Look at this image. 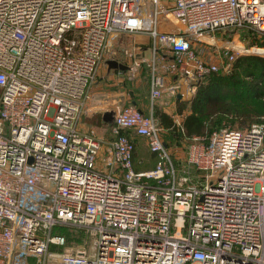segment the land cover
I'll list each match as a JSON object with an SVG mask.
<instances>
[{
	"label": "built area",
	"instance_id": "obj_1",
	"mask_svg": "<svg viewBox=\"0 0 264 264\" xmlns=\"http://www.w3.org/2000/svg\"><path fill=\"white\" fill-rule=\"evenodd\" d=\"M168 1L0 0V264H264V116L193 135L182 155L133 103L113 109L108 138L77 126L116 35L153 38L139 57L153 106L255 46L211 51L204 36L264 32V0ZM138 136L150 169L134 168ZM58 228L90 236L68 244Z\"/></svg>",
	"mask_w": 264,
	"mask_h": 264
},
{
	"label": "rangeland",
	"instance_id": "obj_2",
	"mask_svg": "<svg viewBox=\"0 0 264 264\" xmlns=\"http://www.w3.org/2000/svg\"><path fill=\"white\" fill-rule=\"evenodd\" d=\"M148 0H138L139 8L142 12H147V2ZM165 4H169L168 0H163ZM164 21V17H159V29H163L160 25V22ZM176 24V20H174ZM170 26L173 27V22H169ZM243 28H249L250 26L244 25L241 26ZM251 28V27H250ZM142 33L140 35L143 37V34H146L145 43L148 48L143 47L132 49L131 46H128L129 41L132 40L134 34L131 33H120L115 37V44L111 46V50L105 55L106 59L114 58L117 60H122L124 63H129L133 65L131 69L122 70L120 68H108L105 61L100 64L98 68V74L95 82V87L92 88L91 96L88 98L85 103L84 108L82 109L80 118L78 120V128L81 130H88L89 128H94L95 132L98 135H101L105 138H108L111 134L105 125V121L102 120L100 116V112H95L94 110L97 108L100 110L101 108H118L126 106L130 103V94L129 90H134L137 96H142L148 92V84L150 82V66L148 64V60L141 61L139 59L140 56L149 57L152 50V37L147 32H139ZM207 34V33H205ZM213 41H208L212 46L210 50H219L224 51L225 45H233L232 43H237L241 45V42L245 45H255L258 47H264V45L257 44H248L241 38V28H225L216 30L213 33H210ZM213 36V37H212ZM206 40V38H204ZM240 41V42H239ZM120 43V45L118 44ZM198 45V44H197ZM195 44V46H197ZM247 47V46H245ZM136 52V53H134ZM245 54H260L264 56L262 52L250 51ZM138 60V63H135V60ZM221 73V71H219ZM196 89V88H195ZM169 116L173 119L176 124L177 117L173 115V112L167 108ZM98 120V121H97ZM177 120V119H176ZM177 125V124H176ZM244 126L239 125L238 122H235L233 119L228 118L224 119L220 125L223 126ZM246 125V124H245ZM179 126V125H177ZM180 128H168L164 131L163 138L168 141L169 148L172 151H175L177 154L182 155L188 143L191 141V136H186L179 130ZM146 158H143L139 153L137 159L139 160V165H145L148 163V166H154V159L152 155L146 152ZM102 153L98 156V166L100 169H103L102 165ZM60 232H63L66 237V243H77L84 242L87 237L89 238L90 234H87L84 231L70 229V228H58ZM88 240V239H87ZM59 247V246H55Z\"/></svg>",
	"mask_w": 264,
	"mask_h": 264
},
{
	"label": "trees",
	"instance_id": "obj_3",
	"mask_svg": "<svg viewBox=\"0 0 264 264\" xmlns=\"http://www.w3.org/2000/svg\"><path fill=\"white\" fill-rule=\"evenodd\" d=\"M240 28L241 38L246 43L264 45V32L258 37L253 28ZM256 50L261 52L264 48ZM186 103L189 111L184 115L181 126H177L166 112L156 110L155 113L164 126L178 127L186 136L208 135L219 128L224 119L231 118L239 125H245L264 116V56L239 55L230 72H211L206 80L199 82L188 102L177 99L178 112H182ZM148 153L154 157L155 165V153L149 148Z\"/></svg>",
	"mask_w": 264,
	"mask_h": 264
},
{
	"label": "crops",
	"instance_id": "obj_4",
	"mask_svg": "<svg viewBox=\"0 0 264 264\" xmlns=\"http://www.w3.org/2000/svg\"><path fill=\"white\" fill-rule=\"evenodd\" d=\"M123 33H125V32H123ZM131 34H134V36L132 37V40L129 41L130 43H128V46L129 45L130 46L133 45V46L143 47L144 49L145 48H148V46L146 44H141V43H145L144 41H145L146 36H147L146 34H143L144 35L143 37L140 36V35H142V33H139V32H135V33H131ZM112 44H115V41L114 40H113V43ZM118 44L120 45V43H118ZM145 50H147V49H145ZM103 60L106 63V60L107 59L105 57H104ZM120 61L123 62L122 60H120ZM107 66H108V64H107ZM95 86L96 85L94 84V86L92 88H94ZM148 86H149L148 87V92L145 93L142 96H137V94H136V92L134 90H129V94L131 96L130 103H133V101H134L135 103H133V104L137 105L145 114H148V113L152 112L157 117V119L160 121L158 115H156V113H155L156 110H161L163 112L168 113V111H167V108H168L170 111L173 112V115H175V116L176 115H179L181 113H184V115H185L189 111V105H188V103H186V106L182 110V112H178V110H177V105H178L177 104V99H180V100H183L185 102H188V100H189L188 98H186V97H180V98H178L176 96L177 94L175 96H172L171 94H169L167 92H164L156 100V102L154 103V105L151 106L150 105V101H149L150 82H149ZM178 93H180V92H178ZM113 109L114 108H101L100 110H98L96 108L94 111L95 112H97V111L100 112V116H101V118L103 120V112L106 111V110H113ZM183 117H182V119H183ZM111 122H112V120L110 122H104L105 125L107 126L109 132H110V123ZM164 127L166 129L169 128L168 126H164ZM166 142L168 144V141H166ZM147 150H148V148H147V145H146V142H145L144 138L142 136L137 137L136 145H135V149H134V154H133L134 155V157H133L134 158L133 165H134V168L136 170H146V169H150V168L154 167V166H151V167L148 166L147 165L148 163H146L145 165H143V164L139 165V160L137 159L138 154L140 153L143 158H146V154H147L146 152H147Z\"/></svg>",
	"mask_w": 264,
	"mask_h": 264
},
{
	"label": "water",
	"instance_id": "obj_5",
	"mask_svg": "<svg viewBox=\"0 0 264 264\" xmlns=\"http://www.w3.org/2000/svg\"><path fill=\"white\" fill-rule=\"evenodd\" d=\"M106 63L108 64L109 68H120L122 70L126 69L128 66L124 62L118 61L117 59L110 58L106 60ZM178 98L183 97L181 93H177L176 95ZM191 98V94L188 95V99ZM133 103H135L133 101ZM113 110H106L103 112V120L105 122H110L113 118Z\"/></svg>",
	"mask_w": 264,
	"mask_h": 264
},
{
	"label": "bare ground",
	"instance_id": "obj_6",
	"mask_svg": "<svg viewBox=\"0 0 264 264\" xmlns=\"http://www.w3.org/2000/svg\"><path fill=\"white\" fill-rule=\"evenodd\" d=\"M204 38H206V40H208V41H213V39L211 38V37H209V36H204ZM234 44V46H236V47H244L245 48V46L246 45H244L242 42H241V45L240 44H237V43H233ZM249 46H248V50H249ZM258 48V46H254V47H251L250 49L252 50V51H257L256 49Z\"/></svg>",
	"mask_w": 264,
	"mask_h": 264
}]
</instances>
